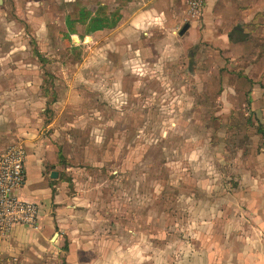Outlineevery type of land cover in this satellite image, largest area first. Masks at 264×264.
I'll return each instance as SVG.
<instances>
[{
	"label": "rangeland",
	"instance_id": "rangeland-1",
	"mask_svg": "<svg viewBox=\"0 0 264 264\" xmlns=\"http://www.w3.org/2000/svg\"><path fill=\"white\" fill-rule=\"evenodd\" d=\"M148 1L0 0V155L40 148L63 211L54 239L0 235V264H70L77 235L123 242L135 264H179L216 221L257 208L263 25L237 47L173 36L133 19ZM80 11L125 16L88 34Z\"/></svg>",
	"mask_w": 264,
	"mask_h": 264
},
{
	"label": "crops",
	"instance_id": "crops-1",
	"mask_svg": "<svg viewBox=\"0 0 264 264\" xmlns=\"http://www.w3.org/2000/svg\"><path fill=\"white\" fill-rule=\"evenodd\" d=\"M180 1L184 9V15H181L182 8L178 6L177 0H149L145 4L146 8H141L133 14V19L137 18V22L141 25H144V22L149 23L155 20L165 22L163 25L166 26L165 28L171 29L173 36L185 37L192 33L195 36L194 40L209 42L213 40L215 43L216 40L222 38L229 40L230 35L233 39L241 38L237 39V42L229 40L235 47L244 43L247 44L250 41V37L254 36L255 33L254 26L261 24L264 27V0H206L203 10L196 18L190 17L184 2ZM120 14L122 17L125 16L124 12ZM182 16H185L182 18V21L185 22L180 21L179 23L177 19ZM184 23H187L189 28L183 35H179ZM216 24H219V27ZM199 25L201 26L199 27L200 32L197 30ZM215 30L225 31V35L217 39L214 38L216 36ZM72 32L71 36H77L76 32ZM253 42L254 40L251 42L252 46ZM254 98L257 97H253V100ZM44 156L40 148L29 151L25 161L26 181L17 193L20 199L38 204V227L36 230L15 227L7 235L12 240V242L10 241L11 246L16 247L20 243L33 246L37 242L49 239L56 228L59 227L58 222L63 211L58 209L54 212L51 211V207L53 204V189L61 192L62 188L60 185H50L49 178L47 179L45 174L47 165ZM257 169L259 170V176L253 179L259 185L264 186V162L260 163ZM59 195L63 198L61 193ZM54 198L56 199V196ZM254 200L258 203L257 208L248 211L247 216H242V218L237 216L235 219L227 218L220 222L216 221L212 235L206 233L205 236L199 233L201 234L197 239L199 242L187 254L183 251L182 253L185 255L178 256V263L264 264V194ZM76 230L82 229L77 227ZM82 233L79 232V235ZM54 235L52 238H54ZM124 245L123 242L104 241L103 239L91 241L82 235L73 236L69 244L70 264H135V261L126 258L125 253L120 254L119 251L125 250ZM91 256L100 257V259L98 262L90 260ZM156 262L154 264H157ZM170 264H174L173 258Z\"/></svg>",
	"mask_w": 264,
	"mask_h": 264
},
{
	"label": "built area",
	"instance_id": "built-area-1",
	"mask_svg": "<svg viewBox=\"0 0 264 264\" xmlns=\"http://www.w3.org/2000/svg\"><path fill=\"white\" fill-rule=\"evenodd\" d=\"M190 17L200 15L206 0H182ZM26 153L20 145L0 155V235H8L15 227L36 230L39 206L20 199L18 191L26 181Z\"/></svg>",
	"mask_w": 264,
	"mask_h": 264
},
{
	"label": "trees",
	"instance_id": "trees-1",
	"mask_svg": "<svg viewBox=\"0 0 264 264\" xmlns=\"http://www.w3.org/2000/svg\"><path fill=\"white\" fill-rule=\"evenodd\" d=\"M120 18H121V15L118 12L112 13L109 16H105L103 14L95 15L92 18L90 13H86L85 11H80L78 22L80 24L88 23L87 24V28H88L87 33L90 34V33H93L95 31L102 30L104 28H114L118 24V22L120 21ZM68 26H69L70 30L73 31L71 29L70 23H68ZM229 40L231 42H234L232 35H230Z\"/></svg>",
	"mask_w": 264,
	"mask_h": 264
},
{
	"label": "water",
	"instance_id": "water-1",
	"mask_svg": "<svg viewBox=\"0 0 264 264\" xmlns=\"http://www.w3.org/2000/svg\"><path fill=\"white\" fill-rule=\"evenodd\" d=\"M188 28H189V25H188V24L184 25V26L182 27L181 31L179 32V35H183V34L188 30ZM57 176H58L57 173L52 172L51 175H50V178H51V179H56ZM56 236H57V235L55 234L54 237H56ZM53 239H54V238H53Z\"/></svg>",
	"mask_w": 264,
	"mask_h": 264
}]
</instances>
